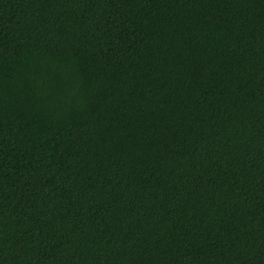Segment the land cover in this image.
Returning a JSON list of instances; mask_svg holds the SVG:
<instances>
[{
  "label": "trees",
  "instance_id": "obj_1",
  "mask_svg": "<svg viewBox=\"0 0 264 264\" xmlns=\"http://www.w3.org/2000/svg\"><path fill=\"white\" fill-rule=\"evenodd\" d=\"M0 264H264V0H0Z\"/></svg>",
  "mask_w": 264,
  "mask_h": 264
}]
</instances>
